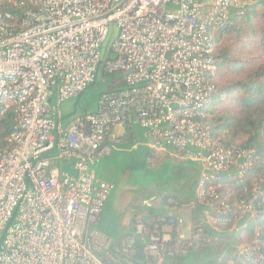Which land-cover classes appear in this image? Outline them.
<instances>
[{
  "label": "built area",
  "instance_id": "obj_1",
  "mask_svg": "<svg viewBox=\"0 0 264 264\" xmlns=\"http://www.w3.org/2000/svg\"><path fill=\"white\" fill-rule=\"evenodd\" d=\"M28 2L19 21L0 13V117L14 107L17 120L11 147L0 148V264H170L167 255L209 243L203 227L187 233L179 217L150 224L137 216L124 238L104 233L97 225L114 184L93 166L111 153L115 130L137 125L153 148L200 162L199 200L216 182L243 180L256 151L224 146L202 120L217 69L213 31L239 0ZM101 65L122 72L126 87L102 92L95 111L63 123L62 103ZM231 211L263 213L264 186L232 206H210L205 223ZM237 249L243 264H262L257 239Z\"/></svg>",
  "mask_w": 264,
  "mask_h": 264
},
{
  "label": "trees",
  "instance_id": "obj_2",
  "mask_svg": "<svg viewBox=\"0 0 264 264\" xmlns=\"http://www.w3.org/2000/svg\"><path fill=\"white\" fill-rule=\"evenodd\" d=\"M28 5V0H16V4L3 2L0 5V13L10 12L13 21H19ZM242 6L241 13L236 11L233 18L230 17L213 31L217 69L212 77L214 89L204 106L202 120L210 125L213 137L224 146L252 148L256 151L257 158L241 182L224 179L214 183V192H208L204 199L197 200L194 197L195 206L192 209L194 230L201 226L211 237L209 243L206 245L200 243L187 254L189 257H204L198 264L201 262L225 264L230 259L234 260L235 264H243L238 256L237 246L251 243L254 239L258 240L264 254V212L257 217L238 215L233 211L227 215L220 214L215 217L218 231L212 230L201 221L203 211L210 209V206L220 202L232 206L239 200L247 198L255 185L264 186V0H254ZM244 15H247V19L253 17L255 20L251 21L252 23L241 21ZM101 68L102 65L98 68L95 81L92 83L93 85L102 78L101 93L126 87L122 72L110 73ZM111 74H114L113 79L110 77ZM16 125V113L14 107H11L0 117L1 149L11 147L7 138L16 129ZM165 167L170 171L168 183L180 176V166L167 164ZM192 175L187 174L188 178ZM190 181L187 180L188 183ZM156 214H165V211L153 213L150 209L146 214L143 213V218L151 224ZM254 223L258 227L256 232ZM133 231L132 228L125 235ZM211 252H215L216 262L206 259L207 254ZM186 256L167 255L170 264H188L185 261L188 258Z\"/></svg>",
  "mask_w": 264,
  "mask_h": 264
},
{
  "label": "rangeland",
  "instance_id": "obj_3",
  "mask_svg": "<svg viewBox=\"0 0 264 264\" xmlns=\"http://www.w3.org/2000/svg\"><path fill=\"white\" fill-rule=\"evenodd\" d=\"M253 1L254 0H239V8L234 9L230 17L234 16L236 11L241 13L242 4L252 3ZM247 18V15H244L241 21L252 23L251 21L255 20L253 17V19ZM115 36L116 29L113 30L104 43L103 55L105 59L110 57L111 46ZM110 77L113 79L114 74H111ZM102 84L103 80L100 78L98 82L93 85L91 84L78 96L63 102L61 105L63 115L62 122H67L70 118L68 115L71 113L95 111L98 97L103 88ZM120 148L123 149L124 155L115 152V150H119ZM111 151L112 152L106 158L107 160H102L101 164L105 170L104 173L106 172V177L112 180L114 185L104 203L101 219L97 227L117 240L123 237L122 235L125 236V234L133 228L134 211L143 212L144 209H142V204L145 202L142 200L143 198H146L149 204H154L152 197L155 196L156 199H158L165 190L171 188V191H174V185L180 189H186L188 183L187 181H176L174 184L168 183L169 180H167V177L169 173L164 166L166 158L161 154V151L155 150L148 155L147 151H144L142 148L138 146L132 148L130 145H125L123 142L114 144ZM146 154L148 156H146ZM157 206H159V204ZM157 206L154 207L155 210L158 208ZM181 209L183 210L181 211L183 214L186 213L190 216V205H184ZM185 218L187 220V215H185ZM201 221L205 222L204 216L201 218ZM205 224L208 223L206 222ZM213 224V227L210 225L208 226L211 227L212 230L218 231V225H216L215 222ZM257 229L258 227L254 223L255 232ZM200 257L201 256H188L185 261L188 264H198L204 258L201 257L200 259ZM206 259L216 262L217 258L215 252L207 254ZM200 264L206 263L201 262Z\"/></svg>",
  "mask_w": 264,
  "mask_h": 264
},
{
  "label": "crops",
  "instance_id": "obj_4",
  "mask_svg": "<svg viewBox=\"0 0 264 264\" xmlns=\"http://www.w3.org/2000/svg\"><path fill=\"white\" fill-rule=\"evenodd\" d=\"M86 111L83 112H74L69 114L68 116L71 117L74 114H81L84 113ZM70 119V118H69ZM115 135H116V139L113 142L112 146L118 142H123L125 145H130L132 148H134L135 146H138L140 148H142L144 151H147V154L149 155V153H151L152 151L158 150L161 151L162 155H164V157L166 158V163H164V166H166L167 164H172V165H178L181 168L180 171V176L174 178L173 181H171L170 183L174 184L176 181H187L188 179L191 180L188 183V186L186 189H180L178 187H175L174 191H171V189L165 190L164 193L162 194L161 197H159L158 199H156V197H152L154 204H149L146 200V198H143L142 200H144L145 202H143V206L142 209L143 212L137 211L135 210L133 213V221L134 218H136L137 216H140L143 218V213H147L150 211V209L153 211V213L155 212H161V211H165V214H156V217H179L182 220V228L183 231L190 233L194 231V226L192 224V209L195 206V199L194 197L197 198L196 195V190H197V186H198V182L199 179L202 175V166L200 164V162L198 161H194V160H190V159H177L176 156L174 155L173 151L169 148L167 149H156L153 148L151 143L144 137L143 135V131L140 127H138L137 125H134L132 128L130 129H126V128H122V129H117L115 130ZM147 140V141H145ZM112 152V151H111ZM115 152L121 153V154H125L123 153V149H119V150H115ZM146 154V156H148ZM106 157L102 158L99 162H97L93 168L96 170V173L99 177H106V172L104 173V169L102 167V160H107ZM147 158V157H146ZM126 161H129L127 159H125ZM130 162V161H129ZM192 170H193V175L194 173H196L194 175V177H192ZM102 173V174H101ZM168 173H170V171H168ZM191 174L192 176L188 178L187 174ZM107 180H109L110 182L113 183L112 180L106 178ZM198 200V198H197ZM159 204V206H157ZM184 205H190V216H188V214L186 213H182L181 211H183L181 208ZM158 207L156 210L154 209V207ZM103 211V210H102ZM137 213H140L141 215H137ZM102 215V213H101ZM185 215H187V220L185 218ZM204 216V211H203V215ZM155 218V217H154ZM101 219V216H100ZM100 222V220H99ZM105 233V232H104ZM107 234V233H106ZM124 236V235H122ZM199 245H197L196 247H198Z\"/></svg>",
  "mask_w": 264,
  "mask_h": 264
},
{
  "label": "water",
  "instance_id": "obj_5",
  "mask_svg": "<svg viewBox=\"0 0 264 264\" xmlns=\"http://www.w3.org/2000/svg\"><path fill=\"white\" fill-rule=\"evenodd\" d=\"M103 47H104V44H103V46H102V49H103Z\"/></svg>",
  "mask_w": 264,
  "mask_h": 264
}]
</instances>
